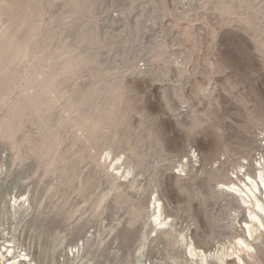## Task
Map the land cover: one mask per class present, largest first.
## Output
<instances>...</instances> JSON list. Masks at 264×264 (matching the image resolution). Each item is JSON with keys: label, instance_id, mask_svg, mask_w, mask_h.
Masks as SVG:
<instances>
[{"label": "rangeland", "instance_id": "374dc122", "mask_svg": "<svg viewBox=\"0 0 264 264\" xmlns=\"http://www.w3.org/2000/svg\"><path fill=\"white\" fill-rule=\"evenodd\" d=\"M262 166L264 0H0V264H264Z\"/></svg>", "mask_w": 264, "mask_h": 264}, {"label": "bare ground", "instance_id": "6f19581e", "mask_svg": "<svg viewBox=\"0 0 264 264\" xmlns=\"http://www.w3.org/2000/svg\"><path fill=\"white\" fill-rule=\"evenodd\" d=\"M246 175L245 180V192L246 198H243L244 204L248 206H255L258 211L249 212V214L246 216L247 221L245 222L247 225V233L252 237L253 236V228L254 225H250V223L257 222L259 224V227H264V168L257 169L255 171V176H251L249 174ZM243 182V181H242ZM231 186V185H230ZM232 188V186H231ZM156 207V206H155ZM157 208V207H156ZM155 221L158 222L161 225H165L166 223L164 221L160 220V215L157 214V211L155 212ZM248 247L249 244H247ZM190 255L192 257H201V258H208L211 256L210 253L205 252L203 249H195L193 246L189 247ZM224 254V253H223ZM200 259V258H199ZM223 264L225 261L223 259H220Z\"/></svg>", "mask_w": 264, "mask_h": 264}]
</instances>
